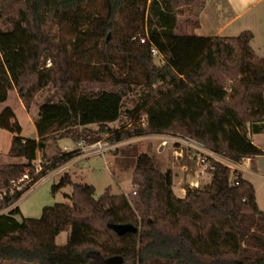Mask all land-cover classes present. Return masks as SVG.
<instances>
[{
  "label": "trees",
  "instance_id": "trees-1",
  "mask_svg": "<svg viewBox=\"0 0 264 264\" xmlns=\"http://www.w3.org/2000/svg\"><path fill=\"white\" fill-rule=\"evenodd\" d=\"M203 7L204 0H0L4 22L20 23L13 79L0 60V104L15 91L28 111L48 85L60 96L39 107L36 139L20 137L11 109L0 112V130L14 135L8 156L24 160L0 166L1 261L107 264L120 257L121 264H264V211L252 185L220 161H209L208 185L187 188L183 198L174 194L172 172L159 171L148 155L139 154L130 199L109 189L95 199L92 186L72 183L66 175L53 191L70 186L69 203L43 208L38 219L17 220L19 209L11 208L29 187L78 155L75 150L41 162L34 174L32 164L49 135L81 140L71 130L80 125L82 107L107 100L109 117L133 88L140 89V99L128 117L142 128L109 132L112 143L172 134L235 165L263 155L248 137L264 131V58L252 51L250 32L209 39L182 76L165 52L163 63H154V40L193 38L178 36L177 18L187 8L195 29ZM98 119L93 118L99 124ZM82 140L100 142L84 135ZM26 174L29 185L11 190ZM112 224H130L138 232L118 237ZM61 233L67 234L66 244L57 246Z\"/></svg>",
  "mask_w": 264,
  "mask_h": 264
},
{
  "label": "rangeland",
  "instance_id": "rangeland-1",
  "mask_svg": "<svg viewBox=\"0 0 264 264\" xmlns=\"http://www.w3.org/2000/svg\"><path fill=\"white\" fill-rule=\"evenodd\" d=\"M186 9L184 8V13L177 18L178 36H184L194 30L192 25L188 23L189 20L193 21L194 18L189 12L185 11ZM4 20V18L0 17V60L4 67H6L5 69L9 78L13 79L15 77V68H17V33L20 29V23H17L15 27H11ZM163 60L158 55L154 56V63L156 65L162 64ZM44 65L45 68L50 67L51 61L46 60ZM97 87L93 85L90 88L93 90L92 92H95ZM139 90L138 88H133L131 91L124 93L122 99L118 101L120 107L116 106L117 104L115 103L112 108L113 115L109 117H105L109 108L107 100L103 102L99 101V106L92 107V109H86L88 107L84 105L81 111L82 119L79 127L71 130V132H78L81 135V140H56V135L48 136L45 150L37 153L36 160L32 164L34 174L40 171V168H37V166H40L41 162L49 161V159L51 160L55 156H60L80 148L78 155L55 170L50 171V173L48 172L22 194L11 206V208L18 207L19 209V215L16 217L17 220L22 218L38 219L41 216L43 208L58 203H69L67 197L70 196L72 191L70 186L59 187V189L53 191V187H58L61 179L66 175L70 177L72 183L92 186L95 192V199L100 198L107 189H109L110 194L113 196L124 195L130 199V196H132L131 179L133 178L136 158L139 154L148 155L159 171L170 170L172 172L173 188L177 195L183 194L187 188L194 189L206 186L210 176L207 175L208 173L204 175H200V171L198 173L200 169L196 164L192 152L184 145L178 143V141L169 138L175 135H162L167 138L140 136L124 139L118 143L111 142L112 134H109V132H137L139 128H142L141 121L137 119L135 121L129 120L128 117V112L139 102ZM59 99L60 96L57 91L51 85H48V87L34 96L30 109L26 111L18 99L16 92L9 91L6 101L0 104V112L5 108L11 109L17 125L21 128L20 137L24 139H36L37 135L34 124L38 119L39 107L45 102H57ZM98 117L99 124L93 120V118ZM83 135L87 138H97L101 143H109L110 148L102 155H90L89 146L91 145L83 142ZM13 136L8 131L0 130V166L24 163L22 159L8 156ZM165 139H168L171 143L169 142L163 148H159ZM29 183V178L28 180L20 179L12 182L10 189L21 191ZM258 199L260 203V192ZM8 210L10 209H6L2 213ZM55 244L57 246H64L66 244V234L61 233L56 238ZM0 264L12 263L0 260Z\"/></svg>",
  "mask_w": 264,
  "mask_h": 264
},
{
  "label": "crops",
  "instance_id": "crops-1",
  "mask_svg": "<svg viewBox=\"0 0 264 264\" xmlns=\"http://www.w3.org/2000/svg\"><path fill=\"white\" fill-rule=\"evenodd\" d=\"M198 20V27L186 34L193 38H156L154 40L153 48L159 54L158 56L162 58V52L169 54L167 56L170 65L179 76H182L196 61L209 39L214 37L231 38L243 32H250L252 51L257 57L264 58V0H204V7ZM248 137L263 155L242 160L241 164L236 165L235 171L244 181L252 185L256 205L260 211H264V131ZM79 149L76 150L79 151ZM209 182L210 179L206 185ZM259 192L261 193L260 203ZM174 194L183 198L185 192L181 195L175 192Z\"/></svg>",
  "mask_w": 264,
  "mask_h": 264
},
{
  "label": "built area",
  "instance_id": "built-area-1",
  "mask_svg": "<svg viewBox=\"0 0 264 264\" xmlns=\"http://www.w3.org/2000/svg\"><path fill=\"white\" fill-rule=\"evenodd\" d=\"M141 43H143V41H141ZM151 53L153 54V56L159 55L154 48L151 49ZM162 58H163V56H162ZM156 137L167 138L166 136H156ZM169 138L174 140V141H178V143L184 145L187 149L190 150V152H192L193 156L195 157L196 164L199 166L200 175L207 174V170L210 169V166H209L210 160L220 161V162L226 164L227 166L231 167L233 170L236 169L235 164L230 163V162L222 159L221 157H219L215 153L211 152L210 150H207L202 144H200L196 141L190 140L188 138L180 137V136H174V137H169ZM169 142L170 141L168 139L167 140L165 139L164 141H162V144H160L159 148H163ZM109 148H110L109 143L97 142V143L89 146V150L91 151L90 155L91 154L92 155H96V154L102 155L105 152H107V150ZM37 168H40V166L38 165ZM22 180H28V174L23 175Z\"/></svg>",
  "mask_w": 264,
  "mask_h": 264
},
{
  "label": "water",
  "instance_id": "water-1",
  "mask_svg": "<svg viewBox=\"0 0 264 264\" xmlns=\"http://www.w3.org/2000/svg\"><path fill=\"white\" fill-rule=\"evenodd\" d=\"M110 230H113L114 234L118 237L123 236L127 233L130 234H134L137 231V229L130 225V224H125V225H120V224H112V225H108ZM122 263V259L119 257L117 258H111L107 261V264H121Z\"/></svg>",
  "mask_w": 264,
  "mask_h": 264
}]
</instances>
